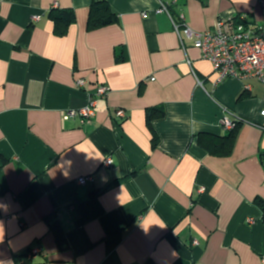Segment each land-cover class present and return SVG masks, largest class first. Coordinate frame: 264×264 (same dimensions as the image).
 Returning <instances> with one entry per match:
<instances>
[{
    "label": "crops",
    "instance_id": "obj_1",
    "mask_svg": "<svg viewBox=\"0 0 264 264\" xmlns=\"http://www.w3.org/2000/svg\"><path fill=\"white\" fill-rule=\"evenodd\" d=\"M93 1L0 0V264H264V83L216 84L161 11L203 32L261 22L258 0H106L118 22L89 29ZM53 10L75 13L64 35ZM100 85L93 115L64 119ZM227 136L230 153L212 152Z\"/></svg>",
    "mask_w": 264,
    "mask_h": 264
},
{
    "label": "built area",
    "instance_id": "obj_2",
    "mask_svg": "<svg viewBox=\"0 0 264 264\" xmlns=\"http://www.w3.org/2000/svg\"><path fill=\"white\" fill-rule=\"evenodd\" d=\"M258 2L263 12L261 22H250L246 16L238 15L221 19L214 27L203 32L191 29L182 14L175 19L165 5L162 6L161 11L168 12L184 49H186L185 38H187L199 48L202 56L212 63L218 76L216 84L229 77L256 78L264 83V0H258ZM198 83L202 85L199 79ZM80 84L83 85V81H80ZM108 91L109 88L106 85H100L86 107L69 109L64 114V119L93 115L95 97L105 96ZM117 115L125 118L126 112L124 109H119ZM261 117L260 127L264 130V109L261 111ZM240 121H242L240 118L224 116L221 125L225 130H233ZM112 163V158L105 160L107 166H111ZM90 179L91 177H81L78 183L85 184ZM37 252L39 249L35 248L31 254Z\"/></svg>",
    "mask_w": 264,
    "mask_h": 264
},
{
    "label": "trees",
    "instance_id": "obj_3",
    "mask_svg": "<svg viewBox=\"0 0 264 264\" xmlns=\"http://www.w3.org/2000/svg\"><path fill=\"white\" fill-rule=\"evenodd\" d=\"M206 1V0H202ZM51 17L54 19L56 25V31L60 35L66 34L69 26L75 22L76 16L73 10L66 11H52ZM118 22V15L114 13L111 9V6L106 0H94L90 6L89 20H88V28L95 29L102 26H106L112 23ZM118 61L124 60V56H122V52L117 56ZM165 114V110L163 106L153 107L148 112V124L152 126V121L158 117H162ZM214 140L218 141L222 137L212 136ZM221 141L217 146L219 149H212V152L217 153L219 151L230 153L232 146V137L227 136ZM159 143V137L156 132H154L153 136V145L157 146ZM255 203L262 211V219L264 222V199L257 197L255 199ZM52 228L56 234V238L58 244L63 248L67 245L66 237L61 230L60 226L57 225V222L53 223ZM30 263V254L23 253L18 254L15 257V264H29ZM145 264H157L154 260L148 259Z\"/></svg>",
    "mask_w": 264,
    "mask_h": 264
}]
</instances>
